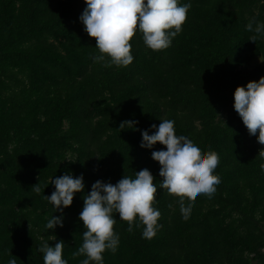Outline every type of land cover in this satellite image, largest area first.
Returning a JSON list of instances; mask_svg holds the SVG:
<instances>
[{
  "label": "trees",
  "instance_id": "1",
  "mask_svg": "<svg viewBox=\"0 0 264 264\" xmlns=\"http://www.w3.org/2000/svg\"><path fill=\"white\" fill-rule=\"evenodd\" d=\"M86 6L0 0V264L13 256L44 264L39 245L53 235L49 244L63 240V258L80 264L86 257L73 253L83 243L79 214L92 184L144 168L154 183L163 179L152 151L166 146L141 147L142 130L152 134L160 119L175 120L178 135L219 154L221 183L211 198H195L186 219L179 197L158 189L162 227L152 239L142 237L143 225L128 232L116 213L120 243L115 254L103 253L104 264H264V144L233 106L238 85L264 76V39L250 40L255 33L246 29L264 22V0H192L169 48L153 51L137 32L133 62L111 68L93 59L96 38L79 19ZM125 120L138 121V130L119 129ZM69 172L83 174L85 189L64 208L63 227L47 231L61 213L44 194Z\"/></svg>",
  "mask_w": 264,
  "mask_h": 264
},
{
  "label": "clouds",
  "instance_id": "2",
  "mask_svg": "<svg viewBox=\"0 0 264 264\" xmlns=\"http://www.w3.org/2000/svg\"><path fill=\"white\" fill-rule=\"evenodd\" d=\"M86 8L79 19L84 25V31L96 38V48L100 54L93 57L97 63H103L106 68L113 65L127 67L133 60L130 41L139 32L144 44L153 51L167 49L173 39L183 31L192 0L181 3V0H85ZM255 23V27H254ZM247 31L255 34L250 40L264 39V22L250 21ZM234 109L241 117L250 135L257 136L260 144H264V76L259 80H250L246 85H238L234 91ZM152 134L142 130L141 147L152 149L159 142L166 149L152 151V158L160 164L159 175L163 178L154 183L155 177L148 168L135 171L134 176L123 175L115 184L97 180L91 186V191L83 199V209L79 214L83 221V243L74 256L83 255L86 258L80 264H104L103 253L118 250L120 235L114 231L117 222L115 216L128 222V232L143 225L142 237L152 239L158 229L161 212L153 206L157 190L166 189L169 194L179 197L178 204L183 218H187L195 198L205 194L209 198L216 192V186L221 183L215 173L220 157L216 151H203L198 142L189 136L178 135L175 130V120L160 119ZM138 121L125 120L119 129H137ZM259 155L264 158V151ZM73 161L71 159H67ZM264 171V164L260 165ZM55 190L46 199L59 211L60 216L52 215L45 224V229L63 227V210L72 205L77 192L85 189L83 174L74 176L66 173L52 178L50 182ZM48 183V184H49ZM47 184V185H48ZM47 185L45 187H47ZM45 189V188H44ZM33 190L39 194L38 183ZM44 191V190H43ZM187 198V203L185 202ZM139 220V223L135 221ZM50 240H56L53 235L49 240H42L39 251L43 254L44 264H68L63 258L65 243L58 240L54 246ZM7 264H17L10 258Z\"/></svg>",
  "mask_w": 264,
  "mask_h": 264
}]
</instances>
